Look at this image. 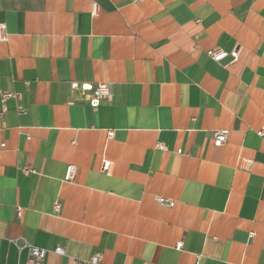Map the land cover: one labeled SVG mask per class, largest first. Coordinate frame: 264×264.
I'll list each match as a JSON object with an SVG mask.
<instances>
[{
  "label": "crops",
  "instance_id": "1",
  "mask_svg": "<svg viewBox=\"0 0 264 264\" xmlns=\"http://www.w3.org/2000/svg\"><path fill=\"white\" fill-rule=\"evenodd\" d=\"M0 23V264H264V0H0Z\"/></svg>",
  "mask_w": 264,
  "mask_h": 264
},
{
  "label": "built area",
  "instance_id": "2",
  "mask_svg": "<svg viewBox=\"0 0 264 264\" xmlns=\"http://www.w3.org/2000/svg\"><path fill=\"white\" fill-rule=\"evenodd\" d=\"M98 5L93 4L92 6V14L96 15L98 13ZM6 40V31H5V25L3 23H0V41ZM208 55L213 59L214 61H220L226 57L230 58V62H233L238 57V48H233L230 51H227L225 49L215 47L208 50ZM72 88H78L80 91V94L82 95V98L87 101L91 106L96 107L99 105L100 99L102 98H109L110 97V89L106 82H98L96 84L90 83V82H84L81 84H78L76 82L71 83ZM16 93L8 90H0V101L2 105V111L6 110L5 102L8 98L14 97ZM109 135H112V131L108 132ZM259 135H264V129H261L258 131ZM212 139L213 143L217 146L222 145L226 142L227 139V132L225 130L217 129L213 131L212 133ZM159 148H164L162 144L157 145ZM247 163L249 164L250 161L247 160ZM102 168L104 170H108L109 168V162L104 161L102 164ZM24 173H27L31 171L28 167L23 168ZM77 172V167L73 164L66 165L65 173H64V180L66 181H73L75 179ZM156 200L161 205L166 206H172L174 204V201L164 198V197H156ZM60 203L59 201L55 200L53 202V210L54 212H58L60 210ZM20 211V209H19ZM54 252L57 254H64V248L61 246H57L54 249ZM29 253L31 255L32 260L35 263H39L41 259H43L47 253V249L40 248L36 246H29ZM199 257H197L198 261ZM101 263V254L96 253L91 255L88 259L83 261H78V264H100ZM145 264V263H144Z\"/></svg>",
  "mask_w": 264,
  "mask_h": 264
}]
</instances>
